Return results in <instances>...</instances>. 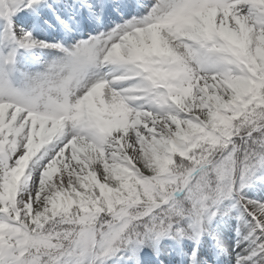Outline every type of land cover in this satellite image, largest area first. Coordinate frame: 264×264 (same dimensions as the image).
Instances as JSON below:
<instances>
[{
    "label": "snow or ice",
    "instance_id": "6c2138e0",
    "mask_svg": "<svg viewBox=\"0 0 264 264\" xmlns=\"http://www.w3.org/2000/svg\"><path fill=\"white\" fill-rule=\"evenodd\" d=\"M0 264H264V0H0Z\"/></svg>",
    "mask_w": 264,
    "mask_h": 264
}]
</instances>
